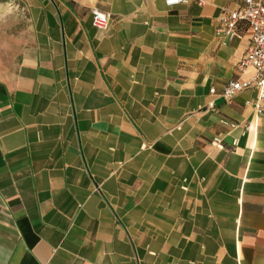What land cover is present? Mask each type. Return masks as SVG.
Returning <instances> with one entry per match:
<instances>
[{"label":"crops","instance_id":"0c3cea01","mask_svg":"<svg viewBox=\"0 0 264 264\" xmlns=\"http://www.w3.org/2000/svg\"><path fill=\"white\" fill-rule=\"evenodd\" d=\"M9 1L0 264H264V113L221 96L255 73L250 28L217 35L244 0Z\"/></svg>","mask_w":264,"mask_h":264},{"label":"built area","instance_id":"2783aa9c","mask_svg":"<svg viewBox=\"0 0 264 264\" xmlns=\"http://www.w3.org/2000/svg\"><path fill=\"white\" fill-rule=\"evenodd\" d=\"M190 0H165L168 7L189 4ZM204 4V0H197ZM93 25L99 30H106L111 23V15L98 9L92 10ZM220 27L217 29L218 36L235 38L239 36V24L244 22L251 30V46L241 59L239 68L242 72L252 68L254 75L245 81H230L221 93V96L230 101L238 93L254 89L257 91L255 100H247L245 105L251 107L257 115L264 113V0H244V5L235 10H226L219 18ZM215 93V90H211ZM230 127L236 128L237 124L223 121ZM249 130V125L245 127ZM213 144H222L220 138H215Z\"/></svg>","mask_w":264,"mask_h":264},{"label":"rangeland","instance_id":"374dc122","mask_svg":"<svg viewBox=\"0 0 264 264\" xmlns=\"http://www.w3.org/2000/svg\"><path fill=\"white\" fill-rule=\"evenodd\" d=\"M26 28L27 21L22 7L16 8L9 0L0 1V62L6 65L13 62L19 36ZM0 70L6 71L4 68Z\"/></svg>","mask_w":264,"mask_h":264}]
</instances>
